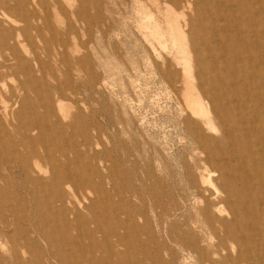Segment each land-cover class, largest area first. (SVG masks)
<instances>
[{
	"label": "rangeland",
	"instance_id": "rangeland-1",
	"mask_svg": "<svg viewBox=\"0 0 264 264\" xmlns=\"http://www.w3.org/2000/svg\"><path fill=\"white\" fill-rule=\"evenodd\" d=\"M41 1L29 28L3 24L26 31L15 48L0 43V264H235L209 158L221 133L188 108L165 10L198 17L167 0Z\"/></svg>",
	"mask_w": 264,
	"mask_h": 264
},
{
	"label": "bare ground",
	"instance_id": "bare-ground-1",
	"mask_svg": "<svg viewBox=\"0 0 264 264\" xmlns=\"http://www.w3.org/2000/svg\"><path fill=\"white\" fill-rule=\"evenodd\" d=\"M167 1L185 3L198 17L199 24L195 26L192 19L180 22L182 13L173 8L165 10L172 15L169 24L183 54L188 108L193 116L221 133L211 140L218 152L209 158L215 162L221 179H227L221 203L234 214L225 225L230 229L229 238L241 252L235 264H264V0ZM42 7L41 0H0V43L8 46L12 40L14 44L9 47L15 48L26 33L18 29L15 34L12 28L18 27L20 21L12 14L22 16L27 29L33 19L42 18ZM7 23L14 27H4ZM188 53H193V61ZM15 59L22 61L17 54ZM253 137L259 144L252 143ZM216 173L209 171L207 179L211 181ZM56 176L58 183L61 177ZM236 205L243 211H238Z\"/></svg>",
	"mask_w": 264,
	"mask_h": 264
}]
</instances>
